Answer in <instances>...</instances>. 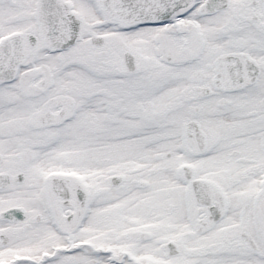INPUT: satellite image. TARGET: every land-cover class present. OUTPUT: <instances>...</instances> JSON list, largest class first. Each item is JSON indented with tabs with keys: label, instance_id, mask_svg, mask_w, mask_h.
I'll use <instances>...</instances> for the list:
<instances>
[{
	"label": "snow or ice",
	"instance_id": "obj_1",
	"mask_svg": "<svg viewBox=\"0 0 264 264\" xmlns=\"http://www.w3.org/2000/svg\"><path fill=\"white\" fill-rule=\"evenodd\" d=\"M0 264H264V0H0Z\"/></svg>",
	"mask_w": 264,
	"mask_h": 264
}]
</instances>
